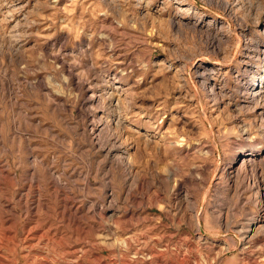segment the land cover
I'll use <instances>...</instances> for the list:
<instances>
[{
    "label": "rangeland",
    "instance_id": "374dc122",
    "mask_svg": "<svg viewBox=\"0 0 264 264\" xmlns=\"http://www.w3.org/2000/svg\"><path fill=\"white\" fill-rule=\"evenodd\" d=\"M0 264H264V0H0Z\"/></svg>",
    "mask_w": 264,
    "mask_h": 264
},
{
    "label": "bare ground",
    "instance_id": "6f19581e",
    "mask_svg": "<svg viewBox=\"0 0 264 264\" xmlns=\"http://www.w3.org/2000/svg\"><path fill=\"white\" fill-rule=\"evenodd\" d=\"M210 91H211V93L212 92H214V90H213V88L212 89H210ZM263 92L261 91V90H258L257 92H255L253 95H259V94H262ZM255 160H253V157H248V158H244V159H242V162H241V165H240V169L242 170V169H244L245 168V165L246 164H248V163H252V162H254ZM247 166V165H246ZM231 173L232 172H227V174H226V176H227V178H229V176L231 175ZM226 178V179H227ZM225 182H227V181H225ZM246 227V226H245ZM251 227L252 226H248L247 227V231H245V232H243V231H240V235H241V237H242V241L245 239V236H244V234L243 233H245V234H248V233H250L252 230H251ZM263 228V227H262ZM262 228H258V230H260V229H262ZM254 229V228H253ZM257 230V231H258ZM259 232V231H258ZM253 235V234H252ZM247 237V236H246ZM250 237H252V236H250ZM232 240V239H231ZM246 242V241H245Z\"/></svg>",
    "mask_w": 264,
    "mask_h": 264
}]
</instances>
